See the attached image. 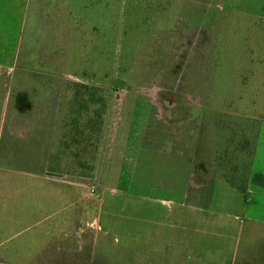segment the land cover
Listing matches in <instances>:
<instances>
[{"label": "rangeland", "instance_id": "374dc122", "mask_svg": "<svg viewBox=\"0 0 264 264\" xmlns=\"http://www.w3.org/2000/svg\"><path fill=\"white\" fill-rule=\"evenodd\" d=\"M62 1L79 78L64 83L107 102L97 160L91 177L71 175L72 145L64 173L45 172L64 152L62 95L21 112L0 66V264H264V188L218 180L213 152L229 138L215 120L232 124L252 141L236 155L254 146L251 173L264 170V0ZM55 6L39 2L42 27ZM33 39L32 56L49 42ZM20 67L21 91L47 85Z\"/></svg>", "mask_w": 264, "mask_h": 264}, {"label": "crops", "instance_id": "0c3cea01", "mask_svg": "<svg viewBox=\"0 0 264 264\" xmlns=\"http://www.w3.org/2000/svg\"><path fill=\"white\" fill-rule=\"evenodd\" d=\"M41 1L43 0H0V66L10 67L12 70L10 74L3 77L2 90L6 91L7 84L4 87V83L7 80V83H10L8 98L15 99L14 103L17 104L21 112L38 106L41 102L30 101V96L44 98L42 102L45 104L46 98H53L59 93L62 95L60 88L63 84H67L64 81L73 80L66 78H78V75H74L68 70L65 62L68 58L66 49L68 46L71 48L74 42L76 21L66 10L62 14L63 1L58 0V6H55L56 11L47 16V23H45V27H42L40 23H44V17L39 8ZM27 27L30 28L31 35L26 37V42L30 43L31 46L24 48L23 40ZM35 35L39 38L45 36L49 42L39 46L40 48L35 50L36 54L32 56L34 52L27 53V51L32 47ZM68 38H71L70 44ZM55 41H60L59 46L54 45L53 42ZM24 61L28 68H26L29 72L28 77L36 80L42 78V81L48 82L46 86L38 87L36 91L28 90V93L19 89L20 86L16 84L14 74L19 72L20 63ZM74 63L75 69L79 71L80 68L76 59ZM36 112L38 113V110ZM259 158V161L262 162L263 155ZM262 166L264 167V162H262ZM19 171L22 170L19 169ZM41 172H44L43 168L34 173L39 174ZM257 172L264 174L261 166Z\"/></svg>", "mask_w": 264, "mask_h": 264}, {"label": "trees", "instance_id": "16d2710c", "mask_svg": "<svg viewBox=\"0 0 264 264\" xmlns=\"http://www.w3.org/2000/svg\"><path fill=\"white\" fill-rule=\"evenodd\" d=\"M68 91L70 96H67ZM62 97L60 102L59 111L61 114V134L64 139L60 142V147L64 148V152H61L62 161L55 164L54 159L48 160L47 173L49 175L60 176L64 173L63 162L65 158L66 150L70 149L72 145L76 146V150L73 154H68L71 165V175H75L80 178H89L94 172L96 164V156L98 154L99 138L102 134L104 127L103 117L107 109V102L103 96V89L98 86L74 82L62 85ZM65 98H69L68 102ZM224 116V113H221ZM231 118V117H229ZM217 121L215 126L221 131L229 132L226 142L223 138L216 140L213 144L214 158L217 167V179L226 183L230 188L239 192L246 193L248 184H254L258 187L264 188V174L251 173V169L254 163V155L256 149L254 146L251 149L250 160L245 158L242 160L236 154L243 153L246 148L251 147L252 141L249 140L247 135L243 134V131H239L238 127L230 125L228 128L224 127L222 122ZM254 123L257 121H253ZM70 142L66 141L65 137H70ZM241 135V139H239ZM96 139V140H95ZM256 139V137H255ZM255 142V140H254ZM220 143L224 146L220 148ZM255 145V143H254ZM61 147V148H62ZM93 147V151L92 150ZM72 151V150H71ZM80 157H83L80 159ZM72 159H76L73 161ZM246 160V161H245ZM249 165V168L245 172H241V168H245ZM74 167L85 169L80 170L79 173H74ZM88 169V172H86ZM69 174V173H67ZM70 175V174H69Z\"/></svg>", "mask_w": 264, "mask_h": 264}]
</instances>
